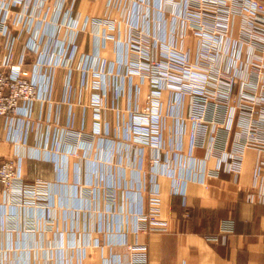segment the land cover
<instances>
[{"label":"crops","instance_id":"obj_1","mask_svg":"<svg viewBox=\"0 0 264 264\" xmlns=\"http://www.w3.org/2000/svg\"><path fill=\"white\" fill-rule=\"evenodd\" d=\"M184 8L181 0H29L14 24L15 62L37 41L22 68L36 71L51 99L29 121L0 117V160L17 157L42 200L14 206L0 193V264H130L127 242L146 248V264H264V197L246 199L257 192V149L245 148L237 175L228 171L237 127L218 131L217 145L229 141L226 160L210 155V133L194 145L183 119L187 97L163 89L154 98L133 66V35L159 41L161 54L181 46L184 29L182 49L197 62L201 35ZM76 15L75 56L56 66L72 54ZM155 197L151 225L140 215Z\"/></svg>","mask_w":264,"mask_h":264},{"label":"built area","instance_id":"obj_2","mask_svg":"<svg viewBox=\"0 0 264 264\" xmlns=\"http://www.w3.org/2000/svg\"><path fill=\"white\" fill-rule=\"evenodd\" d=\"M175 1L166 0L169 4ZM181 1L185 3L184 9L193 29L201 35L197 62L191 61L190 50L182 49L186 37L184 29L177 36L181 46L174 45L161 54L157 52L159 41L133 35L130 40L132 52L136 54L133 66L150 79L154 98H158L163 89L173 90L183 99L187 97L189 114L183 119L194 127V145H203L210 133V155L220 154L226 160L228 154L224 152L229 141L217 145L216 137L221 128L230 132L237 127L238 137L230 149L228 171L237 175L245 148L257 149V192H246V199L254 201L257 197H264V0ZM14 6L21 7V10L13 18L10 12ZM28 7L29 0H0V47L7 50L0 55V117L10 121H29L36 103L43 105L51 99V91L48 93L43 89L36 71L31 74L22 68L27 51L39 53L37 41L30 38L21 60L15 62V44L19 35H14V24L26 19L27 13L23 10ZM78 19L76 15L70 23L72 54L65 60L59 59L56 66L67 65L75 56ZM35 65L39 63L35 62ZM94 86L100 88V83H94ZM159 108L155 109L157 114L151 122L153 129L161 125ZM82 134L81 131L68 132L73 137ZM40 187L38 181L29 183L25 180L17 157L0 160V193L9 203L14 206L39 205L42 200ZM151 203L156 208L149 213L142 212L140 219L152 225L158 223V199L152 198ZM227 227H230L228 223L224 228L229 230ZM125 246L130 264H146L144 246L128 242Z\"/></svg>","mask_w":264,"mask_h":264}]
</instances>
